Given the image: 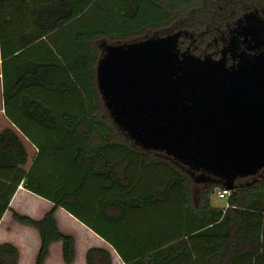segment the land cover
<instances>
[{
  "label": "trees",
  "instance_id": "16d2710c",
  "mask_svg": "<svg viewBox=\"0 0 264 264\" xmlns=\"http://www.w3.org/2000/svg\"><path fill=\"white\" fill-rule=\"evenodd\" d=\"M195 2L0 0L3 110L36 147L27 162L17 130L0 129V214L19 182L52 203L37 217L10 209L37 231L32 264L43 263L54 240L61 259H73L56 206L106 240L118 264H264V170L235 177L225 204L214 205L209 193L220 181H195L197 170L134 143L95 86L100 40L161 33ZM17 255L0 241V264H15ZM111 256L101 245L84 251L86 264H111Z\"/></svg>",
  "mask_w": 264,
  "mask_h": 264
},
{
  "label": "water",
  "instance_id": "95a60500",
  "mask_svg": "<svg viewBox=\"0 0 264 264\" xmlns=\"http://www.w3.org/2000/svg\"><path fill=\"white\" fill-rule=\"evenodd\" d=\"M178 30L98 42L94 81L116 127L231 189L264 169V50L225 65L176 45Z\"/></svg>",
  "mask_w": 264,
  "mask_h": 264
},
{
  "label": "flooded vegetation",
  "instance_id": "af4514ba",
  "mask_svg": "<svg viewBox=\"0 0 264 264\" xmlns=\"http://www.w3.org/2000/svg\"><path fill=\"white\" fill-rule=\"evenodd\" d=\"M198 1L187 15L179 16L165 29L179 31L176 45L180 50L197 56L222 57L225 65L234 64L239 54L252 58L264 50V0ZM187 22L188 27L184 26Z\"/></svg>",
  "mask_w": 264,
  "mask_h": 264
},
{
  "label": "crops",
  "instance_id": "0c3cea01",
  "mask_svg": "<svg viewBox=\"0 0 264 264\" xmlns=\"http://www.w3.org/2000/svg\"><path fill=\"white\" fill-rule=\"evenodd\" d=\"M4 126H12L17 130L19 133L22 142L26 148L27 152V162L31 159L33 154L36 151L35 145L28 140L15 126L14 124L7 118L6 114L3 110V102L1 99V80H0V129ZM28 145V146H27ZM30 150V151H29ZM51 201L36 194L25 187L22 186L21 182H19L14 189L9 201H8V208L3 209L2 213L0 214V241H9L12 244H14L17 248L18 255L17 260L15 264H32L34 254L36 251V248L38 246V234L35 228L29 224L18 222L17 220L13 219L10 215V209H13L15 211L26 213L32 217L39 216L44 210L49 208L51 206ZM59 214L64 221L71 222L72 220H77V222L81 226V236L82 231L85 232L86 237H88L90 240L93 238L96 240H99L97 242L93 241V243L86 244V247L90 245H101L106 247L107 249H111L110 245L106 240H104L100 235L96 234L91 228L86 226L83 222L75 218L72 214H70L68 211L64 210L60 206H56L53 210V215L55 218L56 225L58 229L62 232L70 233L73 237V245L75 241L74 233H72L70 230H63L60 226L57 216ZM9 216V217H8ZM65 224V222H63ZM63 224V225H64ZM84 235V236H85ZM93 237V238H92ZM55 244L57 247H59V254L57 255V258L55 261L50 262L49 264H65L64 261L61 259L60 255V242L57 241H51L48 245V253L45 256L42 264H48V256H49V250L50 246L52 244ZM85 247V248H86ZM57 251V249H56ZM85 251V249H84ZM112 253L114 254V257L116 258L115 263L111 264H118L121 262V260L118 258V256L114 253V251L111 249ZM59 256V257H58ZM112 257V256H111ZM74 259V258H73ZM83 263L86 264L84 259V252H83ZM72 262V261H71ZM70 262V263H71ZM69 264V262H68Z\"/></svg>",
  "mask_w": 264,
  "mask_h": 264
},
{
  "label": "rangeland",
  "instance_id": "374dc122",
  "mask_svg": "<svg viewBox=\"0 0 264 264\" xmlns=\"http://www.w3.org/2000/svg\"><path fill=\"white\" fill-rule=\"evenodd\" d=\"M168 28H170V27L168 26ZM165 29L166 28L159 29V30L164 31ZM217 188L218 187H216V186L211 188V192L209 193V200L214 205L223 206L225 204V196H217V194H216L217 193ZM192 193H193L192 197L194 198L195 192H192ZM56 216H57V219H58V222H59L60 226L62 227V229L64 228L63 230L67 229V230H70L72 233H74V237H75V241H74V255H73L74 259H72V262L70 261L71 263L69 262V264H82L83 261H84L83 260V252H84V249L86 247V244L93 243V241L97 242L99 240H96L93 237H92L93 239L90 240L88 237H86V235H85L86 233L85 232L83 233V231H82V236H81V229H80L81 226L77 222V220L70 219L71 222L69 223L67 221H64L63 218L59 214L57 215V212H56ZM63 222H65V224ZM55 241H57V243H58V240H55ZM56 249H57V251H56ZM109 251L112 253L111 249H109ZM58 254H59V247H57L53 243L50 246V250H49L48 264L50 262L55 261ZM116 261L117 260L114 257V254H112L111 263H115ZM64 263L68 264V262H64Z\"/></svg>",
  "mask_w": 264,
  "mask_h": 264
},
{
  "label": "built area",
  "instance_id": "2783aa9c",
  "mask_svg": "<svg viewBox=\"0 0 264 264\" xmlns=\"http://www.w3.org/2000/svg\"><path fill=\"white\" fill-rule=\"evenodd\" d=\"M227 192H228V189L219 186L217 188V193L216 194H217V196H225L227 194Z\"/></svg>",
  "mask_w": 264,
  "mask_h": 264
}]
</instances>
